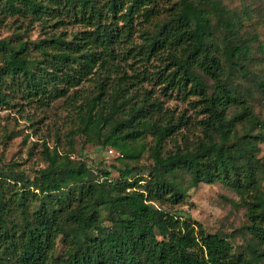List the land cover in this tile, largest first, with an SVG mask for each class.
<instances>
[{
  "label": "trees",
  "instance_id": "obj_1",
  "mask_svg": "<svg viewBox=\"0 0 264 264\" xmlns=\"http://www.w3.org/2000/svg\"><path fill=\"white\" fill-rule=\"evenodd\" d=\"M8 25L0 107L45 111L62 99L78 118L70 139L82 134L127 161L90 177L58 138L42 143L32 177L0 161V264L264 260V118L254 109L264 42L238 32L223 0H0ZM34 26L38 40L27 36ZM201 183L237 196L244 247L171 210Z\"/></svg>",
  "mask_w": 264,
  "mask_h": 264
},
{
  "label": "rangeland",
  "instance_id": "obj_2",
  "mask_svg": "<svg viewBox=\"0 0 264 264\" xmlns=\"http://www.w3.org/2000/svg\"><path fill=\"white\" fill-rule=\"evenodd\" d=\"M223 1L229 15L238 21L239 33L246 35L250 31H255L260 41L264 42V0ZM11 33L13 30L9 25L0 27V37L10 36ZM27 36L33 40L42 37L39 27L36 26ZM255 69L259 70L260 66H255ZM167 104L177 111L187 107V103L177 99H171ZM254 109L264 118V99H257L254 102ZM28 116H33L35 124H31ZM77 119L75 110L65 106L62 99L45 111L29 107H25V110L0 107V161L11 163L15 168L23 169L32 177L34 169L43 165L40 160L42 143L45 141L47 146L52 148L58 138L60 151L72 150V158L80 155L92 167L93 172L90 173V177H94L100 168L126 163L127 160L117 156V152L110 147L90 144L82 134L74 132L70 139L69 130L75 129ZM70 143L73 147H69ZM260 147V156L264 157V144ZM150 162L147 153L140 159L142 165H148ZM111 173L115 175L116 171L111 170ZM144 173H147L146 169ZM171 210L184 218L201 223L209 232L222 231L230 234L236 249L245 245L247 233L244 227L247 219L244 217V209L237 196L222 184L201 183L189 189L184 202ZM59 253L60 248L57 250V255ZM259 264H264V260Z\"/></svg>",
  "mask_w": 264,
  "mask_h": 264
},
{
  "label": "built area",
  "instance_id": "obj_3",
  "mask_svg": "<svg viewBox=\"0 0 264 264\" xmlns=\"http://www.w3.org/2000/svg\"><path fill=\"white\" fill-rule=\"evenodd\" d=\"M110 152H112V150H109ZM117 152V151H116ZM117 156H122L119 152H117Z\"/></svg>",
  "mask_w": 264,
  "mask_h": 264
}]
</instances>
